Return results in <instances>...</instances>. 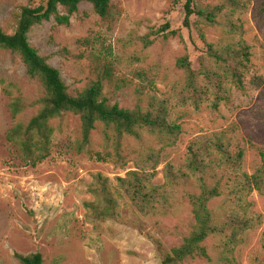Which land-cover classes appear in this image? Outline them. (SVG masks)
<instances>
[{"label": "rangeland", "instance_id": "374dc122", "mask_svg": "<svg viewBox=\"0 0 264 264\" xmlns=\"http://www.w3.org/2000/svg\"><path fill=\"white\" fill-rule=\"evenodd\" d=\"M44 2L0 0V30L14 33L22 8ZM111 2L105 18L92 4L81 2L67 23L53 16L34 25L31 45L61 72L72 95L91 81H101L109 103L124 108L147 110L153 102L169 99L181 132L173 146H164L148 133L142 139L126 136L121 157L98 160L93 153L105 151L102 125L92 132L87 151H80L81 119L68 112L49 121L54 128L50 155L35 166L26 165L6 135L17 122L38 113L46 90L28 74L19 54L0 49V264H21L17 254L36 252L43 255V264H162L164 252L181 246L196 225L189 198L199 194L200 181L180 169L190 142L227 130L245 150L242 171L252 174L263 163L264 0H192L193 8L220 7L222 12L216 17L220 25H209L193 13L189 27L184 25L187 0ZM67 13L59 7L60 16ZM232 38L250 47L244 87L230 88V99L218 112L207 103L199 108L178 106L176 93L185 76L177 61L187 56L199 69L206 42ZM16 97L26 108L14 117L9 103ZM150 154L157 161L156 169H149L150 186L161 195L141 212L118 195V178L133 182L129 173L142 172L137 162ZM169 168L180 178L170 174L168 179ZM97 174L108 178L114 192V217L87 204L106 203L91 191ZM252 191L248 215L256 219L255 226L242 240L211 234L202 243L207 256L196 254L176 264H264V193ZM230 205L224 192L209 208L222 220Z\"/></svg>", "mask_w": 264, "mask_h": 264}, {"label": "trees", "instance_id": "16d2710c", "mask_svg": "<svg viewBox=\"0 0 264 264\" xmlns=\"http://www.w3.org/2000/svg\"><path fill=\"white\" fill-rule=\"evenodd\" d=\"M81 2L92 4L103 18L110 14L112 7L111 0H45L42 4L22 8L14 33L0 30V49H8L19 54L28 74L39 79L46 90L38 113L27 122H17L6 135L7 140L18 147L26 165L35 166L50 155L54 128L49 121L68 112L78 114L81 119L82 140L77 143L80 151H87L92 132L96 130L98 124L102 125L105 151L93 153L98 160L106 161L115 156L121 157L122 140L126 136L142 139L143 135L148 133L159 139L164 146H173L181 132V124L172 118L169 99L155 101L147 110L124 108L118 103H109L104 96L101 81H91L76 95H72L61 72L49 64L31 45L29 32L34 25L50 20L53 16L67 23ZM191 2L192 0L185 2V26H190V17L193 13H198L209 25H220L216 19L217 14L222 12L220 7L193 8ZM60 6L67 10L66 15L60 16ZM234 30V26H231L229 31ZM206 45V54L200 57L199 69L191 66L192 63L187 56L177 61L176 65L184 73L185 83L176 93V99L178 106L190 105L199 108L202 103H207L211 110L218 112L221 104L230 99V88L244 87L251 52L243 39L232 38V41L225 43L206 42ZM9 108L12 115L17 117L25 110L26 104L22 98L16 97L9 103ZM111 141L114 142L112 151L109 150ZM244 154L245 150L233 136L228 135L227 130L200 136L190 142L180 169L200 181L197 187L200 189L199 194H190L189 198L196 225L181 246L164 252L162 264H176L196 254L207 256L202 243L209 235L224 233L232 241L242 240V235L255 226L256 219L248 215L249 195L254 189L264 193V150L260 152L263 163L252 174L241 170ZM154 156L150 154L143 162H137L139 169L148 173L147 176L142 175L140 171H131L129 175L134 179L133 182L118 178L121 188L118 195L122 199L127 198L132 206L141 212L153 204L156 194L157 197L161 195L160 191L157 192L150 186L152 174H149L151 173L149 169L154 170L157 165ZM168 172L166 174L168 179H171V176L175 180L180 178L176 172L172 174L170 168ZM211 178L213 180H210ZM91 191L96 197L101 196L106 203L87 204L93 205V209L105 217H114L116 212L112 202L115 198L108 178L97 174ZM224 192L231 199V205L226 219L219 220L209 208V203ZM16 257L21 264H43L41 252L17 254Z\"/></svg>", "mask_w": 264, "mask_h": 264}]
</instances>
